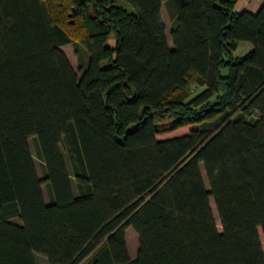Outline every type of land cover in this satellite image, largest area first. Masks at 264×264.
I'll return each instance as SVG.
<instances>
[{
	"label": "trees",
	"instance_id": "obj_1",
	"mask_svg": "<svg viewBox=\"0 0 264 264\" xmlns=\"http://www.w3.org/2000/svg\"><path fill=\"white\" fill-rule=\"evenodd\" d=\"M237 1L0 0V264H264V2Z\"/></svg>",
	"mask_w": 264,
	"mask_h": 264
},
{
	"label": "rangeland",
	"instance_id": "obj_2",
	"mask_svg": "<svg viewBox=\"0 0 264 264\" xmlns=\"http://www.w3.org/2000/svg\"><path fill=\"white\" fill-rule=\"evenodd\" d=\"M124 3H125L127 8L131 9V5L129 3H127V2H124ZM162 13H163V17H164V20H165V23L167 26L168 41L170 44H172V39L170 36V20H169V16H168V13L166 11L165 6H163V8H162ZM108 43L111 46H114L116 44V35H115L114 31L111 33V36L109 38ZM252 48H253V46L249 41L241 40L238 42L237 47L233 50V55L234 56H242V55L246 54ZM62 49L66 52L71 63L73 64L74 68L78 71L79 74H81L80 73V67L82 64H85V62L87 60V53L84 50V48L81 45L77 46V44H75V43H68V44L63 45ZM225 72H227V69L225 70ZM200 88L201 87L195 88L193 86L191 88V90L188 91L190 93L189 95H193ZM167 117L164 118L165 120H162L161 117H158L157 120L162 124H166L171 120V119H166ZM191 128H192V125H188V126L179 127V128H176V129H173L170 131L161 132L158 134V138L164 139V138H170V137L183 135V134L187 133ZM29 142H30L31 150L33 153V157H34V161H35L38 173L40 176H42L41 160L37 155L34 140L32 138H30ZM61 149L63 151L65 159L68 162L69 161L68 153H67V150H66L64 143L61 144ZM201 168H202L203 173H204V167L201 166ZM204 179H205L206 184H208L206 176L204 177ZM43 190H44L45 198L48 201L49 196H48V192H47V188H46L45 184H43ZM211 205H212V209L214 211V215H215V219L217 221V224H218L219 228L221 229L220 219H219V216H218V213L216 210V206H215L212 198H211ZM261 238L263 240V246H264V238H263L262 234H261ZM126 239H127L128 248H130V254H132L133 256L137 255L138 248H139V237H138L137 231L134 229L133 226H130V228L128 230V234L126 232ZM34 255H35L37 264H50L48 261V258L44 254L39 253V252H34Z\"/></svg>",
	"mask_w": 264,
	"mask_h": 264
},
{
	"label": "crops",
	"instance_id": "obj_3",
	"mask_svg": "<svg viewBox=\"0 0 264 264\" xmlns=\"http://www.w3.org/2000/svg\"><path fill=\"white\" fill-rule=\"evenodd\" d=\"M263 2L264 0H238L235 5V10L238 12L242 10H249L251 12H256L258 11V9L260 8ZM129 228L130 226H128L126 229L127 234H128ZM129 252H130V248H129ZM130 255L133 258L136 256V255L133 256L132 254Z\"/></svg>",
	"mask_w": 264,
	"mask_h": 264
}]
</instances>
